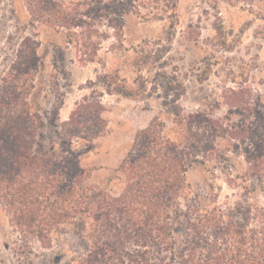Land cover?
Here are the masks:
<instances>
[{
	"label": "trees",
	"instance_id": "1",
	"mask_svg": "<svg viewBox=\"0 0 264 264\" xmlns=\"http://www.w3.org/2000/svg\"><path fill=\"white\" fill-rule=\"evenodd\" d=\"M152 1L162 4L151 18L177 14L180 0ZM25 3L34 24L70 27L73 21L64 1ZM20 52L0 84V214L16 233L13 250L21 264H35L33 243L51 250L65 234L85 249H69V264H264V205L241 199L227 215L215 182L223 173L230 188H243L247 197L264 191L263 89L242 84L223 92L228 114L239 112V121L206 105L170 107L168 120L153 117L112 176L113 192L93 182L82 163L107 128L103 101L85 96L55 127L57 143L43 146L37 98L44 79L35 55ZM107 90L132 95L115 80ZM234 152L242 156L240 166L230 160ZM196 165L213 176L204 188L187 180Z\"/></svg>",
	"mask_w": 264,
	"mask_h": 264
},
{
	"label": "rangeland",
	"instance_id": "2",
	"mask_svg": "<svg viewBox=\"0 0 264 264\" xmlns=\"http://www.w3.org/2000/svg\"><path fill=\"white\" fill-rule=\"evenodd\" d=\"M54 1L70 5V27L34 24L25 0H0V84L21 50L35 55L38 75L44 79L37 98L44 122L43 146L56 142L55 127L80 100L93 94L101 98L106 108L102 117L108 125L90 143L82 163L92 170V181L106 190L117 192L111 186L115 184L112 176L136 132L153 117L168 120L170 107L190 110L201 105L227 117L226 89L248 84L255 91L264 90V0L231 5L226 0H180L177 14L168 19L151 18L162 4L152 0ZM111 80L127 85L132 95L111 93L107 90ZM228 115L232 121L241 118L239 112ZM230 160L239 166L243 161L235 152ZM208 177H213L210 171L196 165L187 180L204 188ZM225 178L222 173L215 182L217 203L227 215L241 199L264 205L263 190L247 197L243 188H230ZM181 228L177 226L176 231ZM15 236L0 214L3 264H21L13 250ZM33 245L35 264H69V249L78 254L85 250L69 234L56 237L51 250Z\"/></svg>",
	"mask_w": 264,
	"mask_h": 264
}]
</instances>
